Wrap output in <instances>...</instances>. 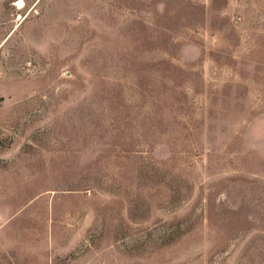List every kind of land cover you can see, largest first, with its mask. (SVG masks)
I'll return each mask as SVG.
<instances>
[{
  "label": "rangeland",
  "instance_id": "rangeland-1",
  "mask_svg": "<svg viewBox=\"0 0 264 264\" xmlns=\"http://www.w3.org/2000/svg\"><path fill=\"white\" fill-rule=\"evenodd\" d=\"M17 1L0 264H264V0Z\"/></svg>",
  "mask_w": 264,
  "mask_h": 264
},
{
  "label": "bare ground",
  "instance_id": "bare-ground-1",
  "mask_svg": "<svg viewBox=\"0 0 264 264\" xmlns=\"http://www.w3.org/2000/svg\"><path fill=\"white\" fill-rule=\"evenodd\" d=\"M18 5V6H17ZM17 8H21L23 6V2L21 0L17 1Z\"/></svg>",
  "mask_w": 264,
  "mask_h": 264
}]
</instances>
